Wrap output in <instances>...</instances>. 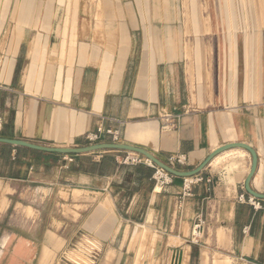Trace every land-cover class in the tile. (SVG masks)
<instances>
[{"label":"crops","instance_id":"1","mask_svg":"<svg viewBox=\"0 0 264 264\" xmlns=\"http://www.w3.org/2000/svg\"><path fill=\"white\" fill-rule=\"evenodd\" d=\"M72 5L67 11L76 24L50 26L41 33L48 41L36 35L25 51L24 35L8 48L0 67L1 137L81 147L84 134L102 121L120 129L123 144L163 162L171 153L186 154V169L224 144L243 142L257 157L249 186L264 194L263 64L252 81L245 74L247 58L230 56L212 89L210 64L196 63L185 72L181 58L173 55V48L179 49L173 42L147 46L146 34L167 32L168 26L142 25L130 4L112 8L113 0L75 15ZM123 154H63L0 143V221L5 219L0 264H58V254L53 262L52 254L61 235L48 226L60 223L65 230L66 218L75 233L88 232L103 243L98 264H128L131 256L129 264H164L166 254L165 263L172 258L167 250L177 247H182L179 264H208L213 254L221 256V264H264V210L237 199L248 194L247 150L235 147L215 156L180 208L176 199L183 177L157 192L152 169L118 163ZM74 189L81 191L79 197ZM47 208L62 218L47 215ZM198 217L204 223L197 234ZM143 228L150 243L158 236L161 241L142 263L143 255L137 256L142 244L133 234ZM129 240L137 243L136 252L128 250Z\"/></svg>","mask_w":264,"mask_h":264},{"label":"rangeland","instance_id":"2","mask_svg":"<svg viewBox=\"0 0 264 264\" xmlns=\"http://www.w3.org/2000/svg\"><path fill=\"white\" fill-rule=\"evenodd\" d=\"M107 1L109 0H0V67L8 52H11L8 48L14 47L16 42L21 41L23 35L24 43L21 50L25 51L28 41L36 35L40 34L43 41H48V38L41 33L51 30L50 26L76 24V18L68 15L67 9L71 4L75 15L77 10L84 12L86 9H102ZM129 4L140 14L142 25L168 26L164 28L167 32L146 34L147 46L150 41L173 42L172 45L179 48H173V55L181 58L182 63L185 64V72L190 65L195 66L196 63H199L200 67L210 64L212 89H215L220 71L222 74L225 65L228 66V62L230 63L229 57L236 56L237 53L238 56L243 54L247 58L245 74L249 75L252 81H256L262 74L264 0H113L112 8L127 7ZM63 35L66 37L68 33ZM187 77L189 79L188 74ZM197 82H199L197 86L202 88V80L197 79ZM51 212L57 220L62 218L60 211L47 208V215ZM63 221L67 223L65 230L64 225L60 223L54 224L53 227L48 226L50 229L57 228L56 233L61 235L60 244L53 249L52 262L68 243L77 239L79 233L84 232L79 230L75 233L76 228L72 227L69 218ZM4 225L5 219L0 221V232L4 229ZM147 232L145 236L143 232L141 240L136 238V241L142 244V248H137V243L131 245L130 240L127 242L128 250L136 252L138 249L137 256L143 255L142 263L148 259L149 249L159 246L161 241V237L158 236L155 244L150 243ZM169 250L172 251L171 257L174 255L178 257V251L182 250V247L167 251ZM196 251L197 247L193 252ZM208 251L212 250L208 249ZM166 257L167 254L163 258L164 264ZM219 257H221L219 254H213L208 264H221ZM127 259L131 262L134 256Z\"/></svg>","mask_w":264,"mask_h":264},{"label":"built area","instance_id":"3","mask_svg":"<svg viewBox=\"0 0 264 264\" xmlns=\"http://www.w3.org/2000/svg\"><path fill=\"white\" fill-rule=\"evenodd\" d=\"M3 118L0 115V130L2 129ZM86 146L101 144V143H114L121 144V132L119 128L106 127L100 121L96 124L95 128L84 134ZM121 150H117V152ZM120 156L118 163L123 165H144L152 169L153 189L160 192L166 185L170 184L176 176L170 174L160 166L156 165L151 159L146 156L131 152L124 151ZM66 161H72L70 155H64ZM186 154L180 152L171 153L164 163L176 170H185L187 166ZM182 192L177 196V207H181V202L184 197L191 194L192 186L203 181V177L198 173L190 177H183ZM209 181V179L207 180ZM238 201L247 203L254 210H264V199H258L250 194H239ZM204 223L201 217L197 218V224L194 228L198 234V228ZM198 227V228H197ZM195 234V235H197ZM103 252V243L97 240L93 235L88 232H81L77 239L68 243L57 255L56 262L58 264H98ZM165 264H177V257L174 255L170 262Z\"/></svg>","mask_w":264,"mask_h":264},{"label":"water","instance_id":"4","mask_svg":"<svg viewBox=\"0 0 264 264\" xmlns=\"http://www.w3.org/2000/svg\"><path fill=\"white\" fill-rule=\"evenodd\" d=\"M0 143L3 144H10L15 146H24L27 148L35 149V150H42L46 152H55V153H63V154H80V153H89L94 151H100V150H124V151H131L135 153L142 154L146 156L147 158L151 159L156 165L160 166L170 174L176 176V177H190L193 175H196L202 171V169L218 154L227 151L231 148L240 147L247 150L251 155V168L250 171L246 177L244 186L245 190L248 194L254 196L258 199H264V194L257 193L254 190H252L249 186V181L251 176L253 175L257 163V157L256 153L248 144L243 142H233L224 144L212 152L208 154V156L195 168L187 169V170H176L171 168L170 166L166 165L163 161L159 160L157 157L149 153L147 150L132 146L128 144H114V143H101V144H94V145H88V146H81V147H52V146H45L41 144H36L33 142H29L26 140L21 139H15V138H6L0 136ZM179 262V259L177 257V264Z\"/></svg>","mask_w":264,"mask_h":264},{"label":"bare ground","instance_id":"5","mask_svg":"<svg viewBox=\"0 0 264 264\" xmlns=\"http://www.w3.org/2000/svg\"><path fill=\"white\" fill-rule=\"evenodd\" d=\"M8 68H9V67H8ZM22 76H23V75H22ZM71 191H72V190H71ZM73 194H74L75 197H79L80 194H81V191H80L79 189H74V190H73ZM66 198H67V197H66ZM2 202H3V201H2ZM1 206H2V204H1ZM142 227H144V226H142ZM137 228H138V227H137ZM139 230H140V229H139ZM139 230H138V229L135 230L133 239H136V238H137V239H140V240H141V239L143 238V236H142V235H143V232H144V236H145L147 230L144 229V228H143L142 230H140V231H139ZM173 238H174V237H173ZM186 257H187V256H186ZM186 257H185V258H186ZM180 262H181V261H180ZM180 262H178V264H179ZM137 264H140V262L137 263ZM182 264H185V262H183Z\"/></svg>","mask_w":264,"mask_h":264}]
</instances>
